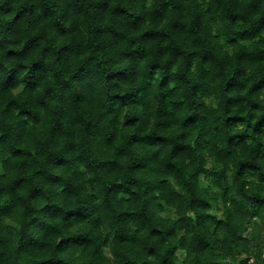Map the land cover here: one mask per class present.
Wrapping results in <instances>:
<instances>
[{"label":"trees","instance_id":"1","mask_svg":"<svg viewBox=\"0 0 264 264\" xmlns=\"http://www.w3.org/2000/svg\"><path fill=\"white\" fill-rule=\"evenodd\" d=\"M264 0H0V264H264Z\"/></svg>","mask_w":264,"mask_h":264},{"label":"built area","instance_id":"2","mask_svg":"<svg viewBox=\"0 0 264 264\" xmlns=\"http://www.w3.org/2000/svg\"><path fill=\"white\" fill-rule=\"evenodd\" d=\"M263 256H264V251H263ZM255 262H256L255 255H251L244 264H256Z\"/></svg>","mask_w":264,"mask_h":264}]
</instances>
